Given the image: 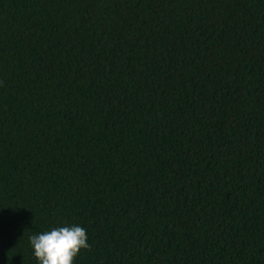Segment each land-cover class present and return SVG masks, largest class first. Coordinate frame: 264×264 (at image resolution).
I'll return each mask as SVG.
<instances>
[{"label":"trees","instance_id":"1","mask_svg":"<svg viewBox=\"0 0 264 264\" xmlns=\"http://www.w3.org/2000/svg\"><path fill=\"white\" fill-rule=\"evenodd\" d=\"M66 224L74 264H264V0H0V264Z\"/></svg>","mask_w":264,"mask_h":264},{"label":"clouds","instance_id":"2","mask_svg":"<svg viewBox=\"0 0 264 264\" xmlns=\"http://www.w3.org/2000/svg\"><path fill=\"white\" fill-rule=\"evenodd\" d=\"M38 264H74L82 249H88L87 230L78 224L52 227L30 236Z\"/></svg>","mask_w":264,"mask_h":264}]
</instances>
